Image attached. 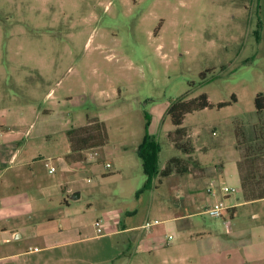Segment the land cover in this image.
<instances>
[{
    "label": "rangeland",
    "instance_id": "rangeland-1",
    "mask_svg": "<svg viewBox=\"0 0 264 264\" xmlns=\"http://www.w3.org/2000/svg\"><path fill=\"white\" fill-rule=\"evenodd\" d=\"M258 94L264 95V0H0V127L44 138V159L58 168L68 129L88 119L106 125L108 141L89 150L94 159L85 152L83 174L58 168L49 175L40 166L49 182L66 176L78 180L73 189L92 191L93 211H86V192L73 203L84 206L88 223L103 218L106 207L136 211L130 223L160 222L175 215L173 203L236 189L244 148L236 128L247 140L253 136ZM201 95L212 107L186 116L193 152L185 155L168 137L175 130L168 109ZM147 133L160 149L159 172L174 157L188 169L159 173L151 190L139 157ZM206 206L198 201L192 209Z\"/></svg>",
    "mask_w": 264,
    "mask_h": 264
},
{
    "label": "crops",
    "instance_id": "crops-1",
    "mask_svg": "<svg viewBox=\"0 0 264 264\" xmlns=\"http://www.w3.org/2000/svg\"><path fill=\"white\" fill-rule=\"evenodd\" d=\"M0 128V264H131L135 256L140 259L135 264H264V199L243 200L239 173L235 193L222 195L221 189H213L208 197L190 199L186 205L173 203L169 210L175 215L159 225L146 228L150 219L130 223L136 211L110 207L102 210L103 218L88 223L81 218L84 206L73 203L86 192V211H93L92 191L73 189L78 182L74 178L49 182L39 174L43 162L49 175H56L58 168L69 176L84 173L80 162L65 160L69 142L68 151L59 157L64 167L59 164L50 173V160L42 151L44 138L13 133L6 124ZM76 194L79 198L73 199ZM198 201L206 202L203 211L192 209ZM219 202L237 208V218H212L211 225L203 224L198 217ZM98 220L103 221L101 234L95 227Z\"/></svg>",
    "mask_w": 264,
    "mask_h": 264
},
{
    "label": "trees",
    "instance_id": "trees-1",
    "mask_svg": "<svg viewBox=\"0 0 264 264\" xmlns=\"http://www.w3.org/2000/svg\"><path fill=\"white\" fill-rule=\"evenodd\" d=\"M257 122L253 126V136L247 140L241 125L236 128L239 146L244 145L243 154L237 163L242 198L245 202H255L264 199V95L258 94L255 99ZM212 105L206 95L187 100L181 98L172 103L168 109V115L175 130L168 134L175 148L185 155L192 154L193 147L186 142L187 131L183 122L187 115L197 111L211 108ZM241 124V122H240ZM70 152L65 157L67 163L83 162L84 154L89 150L103 148L108 141L106 125L98 120L88 119L87 125L72 127L66 132ZM241 148H239L240 150ZM160 149L155 146L147 133L143 145L139 150V157L143 162L145 173L149 180L145 189H152L154 181L159 173L162 177L171 176L176 171L186 174L187 167L182 166L180 158H172L167 166L159 172L156 163ZM238 216L237 208L226 210L221 219L225 222L235 220Z\"/></svg>",
    "mask_w": 264,
    "mask_h": 264
},
{
    "label": "built area",
    "instance_id": "built-area-1",
    "mask_svg": "<svg viewBox=\"0 0 264 264\" xmlns=\"http://www.w3.org/2000/svg\"><path fill=\"white\" fill-rule=\"evenodd\" d=\"M88 154H89V156H90L92 159H94V157H96V156L98 155L96 152H95V153H92V152H90V151H89ZM46 166L50 169V173H54V172H56V168L53 167V166H51L50 162H48V163L46 164ZM106 167H107V168H110L111 166H110V164H107ZM224 192H225L226 194H232V193H235L236 190H235V189H228V188H226V189L224 190ZM228 209H230V208H228L227 206H225L223 202H219V203H216V204L212 205L211 207H209V208L206 210V214L209 215L211 218H214V219H221L222 214H223L226 210H228ZM159 224H161L159 221H155V222H153V223H147V224L145 225V227H146V228H149V227H152V226H154V225H159ZM95 227L97 228V232H98L99 234H101V233H102V228H103V221H102V220H98V221H96V222H95ZM170 239H172V237H170Z\"/></svg>",
    "mask_w": 264,
    "mask_h": 264
},
{
    "label": "water",
    "instance_id": "water-1",
    "mask_svg": "<svg viewBox=\"0 0 264 264\" xmlns=\"http://www.w3.org/2000/svg\"><path fill=\"white\" fill-rule=\"evenodd\" d=\"M79 194H76L74 197H73V199H78L79 198Z\"/></svg>",
    "mask_w": 264,
    "mask_h": 264
}]
</instances>
